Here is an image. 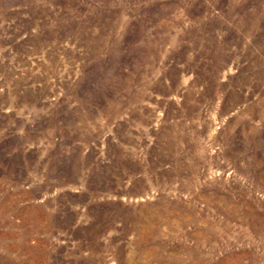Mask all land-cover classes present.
<instances>
[{
	"label": "rangeland",
	"instance_id": "obj_1",
	"mask_svg": "<svg viewBox=\"0 0 264 264\" xmlns=\"http://www.w3.org/2000/svg\"><path fill=\"white\" fill-rule=\"evenodd\" d=\"M0 264H264V0H0Z\"/></svg>",
	"mask_w": 264,
	"mask_h": 264
},
{
	"label": "bare ground",
	"instance_id": "obj_2",
	"mask_svg": "<svg viewBox=\"0 0 264 264\" xmlns=\"http://www.w3.org/2000/svg\"><path fill=\"white\" fill-rule=\"evenodd\" d=\"M172 219V218H171ZM180 220V219H179ZM178 221V220H177ZM175 223V222H174ZM181 223V222H180ZM183 223V222H182ZM188 224V223H187ZM197 224V223H196ZM178 225V224H177ZM180 225V224H179ZM182 225H184V224H182ZM179 227V226H178Z\"/></svg>",
	"mask_w": 264,
	"mask_h": 264
}]
</instances>
